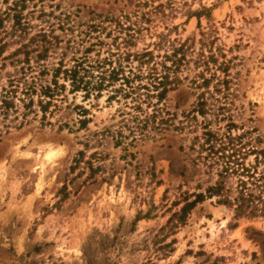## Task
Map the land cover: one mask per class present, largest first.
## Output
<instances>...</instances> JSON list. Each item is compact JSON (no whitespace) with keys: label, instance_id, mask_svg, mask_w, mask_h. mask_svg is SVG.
I'll return each instance as SVG.
<instances>
[{"label":"rangeland","instance_id":"rangeland-1","mask_svg":"<svg viewBox=\"0 0 264 264\" xmlns=\"http://www.w3.org/2000/svg\"><path fill=\"white\" fill-rule=\"evenodd\" d=\"M1 88L0 264H264V0H0Z\"/></svg>","mask_w":264,"mask_h":264},{"label":"trees","instance_id":"trees-1","mask_svg":"<svg viewBox=\"0 0 264 264\" xmlns=\"http://www.w3.org/2000/svg\"><path fill=\"white\" fill-rule=\"evenodd\" d=\"M34 92V88H31L28 86L25 91H23V95H27L28 98V103H31V95ZM40 94L42 96H46L48 99L51 97V90L49 89L48 86H45L43 88H40ZM15 96V90L14 89H0V113L2 115H5L7 110L11 107V98ZM42 100H38V105L40 107L41 111H44L46 105L50 102L49 100H44L43 103H41ZM209 195H210V190H209ZM239 195L236 198L237 204H236V209L241 211L242 208H245L248 206V202H251L252 194L246 189L245 183L241 182L239 185ZM201 200V195H195L194 199L188 203H185L182 208L181 212H184L186 208H190L196 203L197 201Z\"/></svg>","mask_w":264,"mask_h":264}]
</instances>
